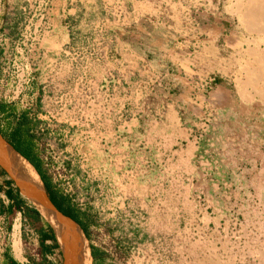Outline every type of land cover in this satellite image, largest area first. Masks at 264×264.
<instances>
[{"label": "rangeland", "instance_id": "374dc122", "mask_svg": "<svg viewBox=\"0 0 264 264\" xmlns=\"http://www.w3.org/2000/svg\"><path fill=\"white\" fill-rule=\"evenodd\" d=\"M136 1L139 6L133 8ZM40 4H47L46 10L56 0H0V92L15 93L19 110L29 54L99 50L104 38L117 31L111 18L128 23L134 16L145 26L152 24L146 33L177 41L218 23L219 37L232 41L227 52L239 70L264 68V0H63L58 14L34 11ZM56 36H69L73 44L61 50ZM46 91L43 125H36L42 138L38 144L73 207L86 215L96 212L90 221L95 229L85 228L86 253L91 241L107 253L110 264H264L262 133H252L256 139H247L252 136L247 131L237 134L242 138L221 140L207 132L201 157H193L190 166L164 157L158 171L142 173L144 184L153 186L139 189V168L123 173L119 156L104 151L112 141L91 139L87 124L78 123L87 116L78 113L72 92L53 84ZM161 144L170 146L168 140ZM2 243L1 237L0 257Z\"/></svg>", "mask_w": 264, "mask_h": 264}, {"label": "crops", "instance_id": "0c3cea01", "mask_svg": "<svg viewBox=\"0 0 264 264\" xmlns=\"http://www.w3.org/2000/svg\"><path fill=\"white\" fill-rule=\"evenodd\" d=\"M46 5L40 4L34 11H44ZM137 6L138 1L132 7ZM45 11L62 12L63 0H56L55 7ZM145 25L134 16L128 23L111 18L117 31L104 38V47L99 50L30 53L21 110L15 93L0 92L1 139L33 164L26 160L38 172L49 202L73 214L88 231L95 229L90 221L95 220L96 212L88 210L86 215L75 209L73 200L53 178L51 162L41 145L21 142L37 137L36 125H43L50 84L59 91L66 88L72 92L78 113L87 116L80 117L78 123L87 124L91 139L112 141L104 151L114 155L112 158L119 156L123 173L139 168V189L153 186L144 184L142 173L158 171L164 157L168 161L169 157L171 161L179 158L189 166L193 157H201L207 132H215L216 139L235 140L242 138L239 132L251 131V135L262 133L258 137L264 139V68L239 70L236 59L227 52V43L232 41L219 37L221 24L204 27L202 23L199 35L179 41L163 34L154 37L145 29L152 24ZM134 30L144 35L137 36ZM55 41L62 45L61 50L63 44H73L69 36H56ZM49 76H54L50 83L46 82ZM23 123L28 126L27 133L22 132ZM166 140L168 148L161 144ZM18 219L16 252L12 233ZM1 237L5 244L0 264H62L53 229L0 167ZM90 243V264H110L101 246Z\"/></svg>", "mask_w": 264, "mask_h": 264}, {"label": "bare ground", "instance_id": "6f19581e", "mask_svg": "<svg viewBox=\"0 0 264 264\" xmlns=\"http://www.w3.org/2000/svg\"><path fill=\"white\" fill-rule=\"evenodd\" d=\"M0 166L14 181L20 192L32 202L44 220L51 225L60 249V255H62V264H88L90 259L84 243L86 238L79 226L52 207L35 169L1 137ZM19 223L15 224L14 230L19 229Z\"/></svg>", "mask_w": 264, "mask_h": 264}, {"label": "trees", "instance_id": "16d2710c", "mask_svg": "<svg viewBox=\"0 0 264 264\" xmlns=\"http://www.w3.org/2000/svg\"><path fill=\"white\" fill-rule=\"evenodd\" d=\"M22 132H28V126H27V124L26 123H23V125H22ZM28 135V134H27ZM21 142H24L25 144H27L28 146H30L31 144H34V145H38V143L40 142V138H38V137H36V136H31L30 138H28V139H26V140H23V141H21ZM36 149H37V151L39 150L38 149V147H36ZM16 150V149H15ZM23 156V155H22ZM24 157V156H23ZM25 158V157H24ZM26 160H28L27 158H26ZM28 162L33 166V164L28 160ZM34 167V166H33ZM38 173V172H37ZM55 206V205H54ZM56 207V206H55ZM56 209L60 212V213H62L64 216H66V217H68V218H70L73 222H75L79 227H80V229L83 231V233H84V235H85V237H87L86 236V229H85V227L83 226V224L73 215V214H70V213H68V212H66V211H62L61 209H59L58 207H56ZM85 217H86V215H85Z\"/></svg>", "mask_w": 264, "mask_h": 264}, {"label": "flooded vegetation", "instance_id": "af4514ba", "mask_svg": "<svg viewBox=\"0 0 264 264\" xmlns=\"http://www.w3.org/2000/svg\"><path fill=\"white\" fill-rule=\"evenodd\" d=\"M5 142V141H4ZM15 151V150H14ZM16 152V151H15ZM19 154V153H18ZM20 155V154H19ZM23 158V157H22ZM24 159V158H23ZM1 167V166H0ZM2 168V167H1ZM40 179V178H39ZM41 181V180H40ZM42 217V216H41ZM65 217V216H64ZM43 218V217H42ZM68 218V217H67ZM44 219V218H43ZM50 227H51V225L46 221V220H44ZM80 228V227H79ZM82 231V230H81ZM82 233H83V231H82ZM83 235H84V233H83ZM85 236V235H84Z\"/></svg>", "mask_w": 264, "mask_h": 264}, {"label": "water", "instance_id": "95a60500", "mask_svg": "<svg viewBox=\"0 0 264 264\" xmlns=\"http://www.w3.org/2000/svg\"><path fill=\"white\" fill-rule=\"evenodd\" d=\"M50 203V202H49ZM51 204V203H50ZM52 205V204H51ZM52 207L54 208V206L52 205ZM55 209V208H54ZM56 210V209H55ZM57 211V210H56ZM58 212V211H57ZM60 213V212H59ZM61 214V213H60ZM61 215H63V214H61ZM64 216V215H63ZM66 217V216H65ZM70 219V218H69ZM75 223V222H74Z\"/></svg>", "mask_w": 264, "mask_h": 264}]
</instances>
